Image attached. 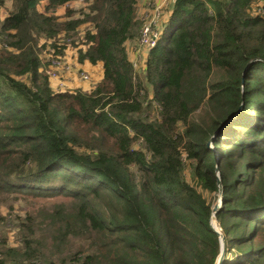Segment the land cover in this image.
Listing matches in <instances>:
<instances>
[{"label":"trees","instance_id":"1","mask_svg":"<svg viewBox=\"0 0 264 264\" xmlns=\"http://www.w3.org/2000/svg\"><path fill=\"white\" fill-rule=\"evenodd\" d=\"M76 1L0 0V207L62 199L0 234V264H216L197 187L222 193L221 264H264V0H174L138 76V0ZM69 46L101 65L90 91L51 87Z\"/></svg>","mask_w":264,"mask_h":264},{"label":"rangeland","instance_id":"2","mask_svg":"<svg viewBox=\"0 0 264 264\" xmlns=\"http://www.w3.org/2000/svg\"><path fill=\"white\" fill-rule=\"evenodd\" d=\"M173 0H139L137 4V15L140 19L144 21L147 19L148 15H151L154 13L155 9L158 7H162V10L168 7ZM84 6V2L82 0H78L74 3H72L69 8L73 10H78L81 7ZM63 10H59V13L61 14ZM162 12V11H161ZM2 19V17H0ZM135 45H132L131 43L126 44V49L128 55L133 53V57L135 59L131 60L136 71H137V76L140 74V65L142 64L143 61V56L145 53V49L140 47L139 45V38L134 42ZM66 53L68 54L66 56ZM48 54V53H47ZM47 54L45 55V58L47 59ZM76 49L72 48L69 46L67 50L65 51L64 55L61 57L60 62L58 61L53 65L52 63L50 64V71L54 76L50 79H58V78H63L64 75L67 73V77H73L77 78V81H82L83 83H87L88 88L92 89L99 81L102 76V69L100 65H97L96 68L92 65L94 70L91 72L84 71V70H77L75 68L76 64ZM75 62V63H73ZM75 65V66H74ZM74 74V75H73ZM72 80V79H71ZM70 80V81H71ZM67 82V80H66ZM72 82V81H71ZM88 89V90H89ZM80 91H83L82 88L77 89ZM208 147L210 149L212 148V142H208ZM183 160L185 162V177L188 182H191L190 180V168H189V163L186 160V155H182ZM193 184V182H191ZM198 192L203 196V198L209 202L213 203L214 206L217 204H220L221 201V196L220 194L218 196H214L213 194L208 193L207 191H203L201 188L197 187ZM222 194V193H221ZM34 200V201H33ZM62 199H28V201L19 200V201H14L12 202V210H8L7 206H2L0 207V234L7 237L8 242L11 245H16V235L19 232L20 229L25 230L24 227H18L19 224H24L25 219H27V213L32 212V208H36V210L40 211L42 209L46 211H51L55 206H57ZM9 204V203H7ZM35 235L38 237L39 244L43 246V249L48 248L50 250V243L51 239H49L50 236V230L48 231H34Z\"/></svg>","mask_w":264,"mask_h":264},{"label":"built area","instance_id":"3","mask_svg":"<svg viewBox=\"0 0 264 264\" xmlns=\"http://www.w3.org/2000/svg\"><path fill=\"white\" fill-rule=\"evenodd\" d=\"M161 11L162 7H158L157 9H155L153 14L147 16L145 24L143 23L139 38V45L145 50L151 49L156 44V41L159 37L160 29L158 28V25L161 17ZM256 13L258 15L263 14V12L260 10H258ZM58 61L60 62V60H52L51 63L55 65V63H57ZM50 67L51 65L47 69L46 73L49 77L52 78L54 74H52V72L50 71Z\"/></svg>","mask_w":264,"mask_h":264},{"label":"crops","instance_id":"4","mask_svg":"<svg viewBox=\"0 0 264 264\" xmlns=\"http://www.w3.org/2000/svg\"><path fill=\"white\" fill-rule=\"evenodd\" d=\"M139 1V0H138ZM137 4H138V2H137ZM171 5V4H170ZM128 43H131L132 45H130V46H133L134 47V45H135V43L134 42H128ZM127 43V44H128ZM145 51V53H146V50H144ZM128 54V53H127ZM68 54L66 53V56H67ZM77 56V55H76ZM145 56H146V54H144V56L142 57L143 58V61H142V64L140 65V66H142L143 65V62H144V59H145ZM128 57H129V59H130V61L131 60H133V59H135V57H133V53L131 52V54H129L128 55ZM133 58V59H132ZM78 61H77V58H76V63H77ZM73 63H75V62H73ZM75 63V64H76ZM97 65H100V64H97ZM97 65H93L94 66V68H96L97 67ZM75 66V65H74ZM101 66V65H100ZM75 68L77 69V70H84V71H88V72H91L92 70H94V68L92 67V65L90 64V63H88V62H84V63H82V64H80V63H78V64H76V66H75ZM102 69V68H101ZM74 75V74H73ZM68 76V74L66 73L65 75H64V77L63 78H58V79H50V84H51V87H52V89L53 90H55V91H58V92H64V91H74V90H77V89H81L82 88V90L83 91H90L91 90V88L89 89L88 88V85H87V83H83L82 81H77V78L75 77V78H73V77H67ZM102 77V76H101ZM72 79V80H71ZM101 79V78H100ZM66 80H67V82H66ZM72 82H71V81ZM89 89V90H88Z\"/></svg>","mask_w":264,"mask_h":264},{"label":"water","instance_id":"5","mask_svg":"<svg viewBox=\"0 0 264 264\" xmlns=\"http://www.w3.org/2000/svg\"><path fill=\"white\" fill-rule=\"evenodd\" d=\"M238 111L236 112V115L234 117H232L230 120L226 121L221 127L220 129L218 130V132H221L223 130V128L225 126H229L231 125L237 118H238ZM220 196L222 197V194L220 193ZM220 207V204H217L216 206L213 207L212 209V214H211V220H210V227L211 229L217 233L219 235V242H220V247H221V252H220V255L218 257V260L216 262V264H221L222 263V256H223V238L222 236L219 234L218 230H217V227L215 225V221H214V214L218 211Z\"/></svg>","mask_w":264,"mask_h":264}]
</instances>
